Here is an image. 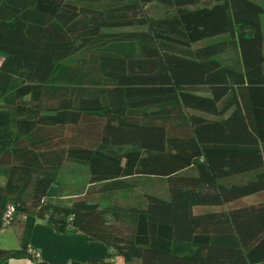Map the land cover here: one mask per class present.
<instances>
[{"label": "trees", "instance_id": "1", "mask_svg": "<svg viewBox=\"0 0 264 264\" xmlns=\"http://www.w3.org/2000/svg\"><path fill=\"white\" fill-rule=\"evenodd\" d=\"M263 15L255 0H0V232L9 205L10 227L25 217L0 264L34 258L37 219L124 264H264ZM67 163L89 188L48 203ZM152 179L163 194L142 191Z\"/></svg>", "mask_w": 264, "mask_h": 264}, {"label": "crops", "instance_id": "2", "mask_svg": "<svg viewBox=\"0 0 264 264\" xmlns=\"http://www.w3.org/2000/svg\"><path fill=\"white\" fill-rule=\"evenodd\" d=\"M255 1L264 5V0ZM262 23L264 29V15ZM0 178L2 186L6 179L2 176ZM59 189L51 188L50 195H58ZM23 220H19L12 227L0 232L1 249L20 250L22 248L23 242L20 235L23 230ZM26 244L34 258H14L4 264H69L73 261L87 262L92 258H100V264H124L119 258L107 256L111 250L105 244L92 242L82 233L58 232L42 219L34 222ZM35 253H39L40 257H36Z\"/></svg>", "mask_w": 264, "mask_h": 264}, {"label": "rangeland", "instance_id": "3", "mask_svg": "<svg viewBox=\"0 0 264 264\" xmlns=\"http://www.w3.org/2000/svg\"><path fill=\"white\" fill-rule=\"evenodd\" d=\"M145 11L149 16L155 18L163 17L169 12V10L165 6L157 2H152L147 4L145 7ZM143 28L144 27H139V29H143ZM130 29H136V27ZM218 57L223 61L224 64L233 65L237 62L238 54L236 50L229 49L225 52L220 53ZM249 178H250L249 176H241V177L232 178L226 182L245 181ZM89 179L90 176L86 167L67 163L59 177V184L52 187L58 189L60 188L59 193L58 195H50V198H48L47 200L48 203L71 205L76 197L84 194L85 191L88 190ZM141 187H142V191H151L154 193L161 191L162 194L165 189L164 184L160 183L157 179L145 181L143 183V186ZM16 219H20V218L16 216L15 222Z\"/></svg>", "mask_w": 264, "mask_h": 264}, {"label": "built area", "instance_id": "4", "mask_svg": "<svg viewBox=\"0 0 264 264\" xmlns=\"http://www.w3.org/2000/svg\"><path fill=\"white\" fill-rule=\"evenodd\" d=\"M15 213H16V207L14 205H9L7 207V210L4 214L3 217V229L2 231H5L6 229H8L11 225H12V221L15 217ZM36 257H40L39 253H35Z\"/></svg>", "mask_w": 264, "mask_h": 264}]
</instances>
